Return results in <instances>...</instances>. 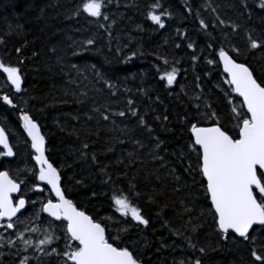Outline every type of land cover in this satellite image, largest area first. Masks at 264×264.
Masks as SVG:
<instances>
[{
	"label": "trees",
	"instance_id": "16d2710c",
	"mask_svg": "<svg viewBox=\"0 0 264 264\" xmlns=\"http://www.w3.org/2000/svg\"><path fill=\"white\" fill-rule=\"evenodd\" d=\"M81 3L0 0V51L20 70L23 111L40 127L66 198L141 264H254L264 225L247 240L219 233L189 145L193 123L236 135L232 108L245 112L218 63L221 48L264 86L261 0H104L100 17L77 14ZM149 11L167 13L164 27ZM173 68L169 85L161 76ZM121 192L147 225L116 211Z\"/></svg>",
	"mask_w": 264,
	"mask_h": 264
},
{
	"label": "snow or ice",
	"instance_id": "6c2138e0",
	"mask_svg": "<svg viewBox=\"0 0 264 264\" xmlns=\"http://www.w3.org/2000/svg\"><path fill=\"white\" fill-rule=\"evenodd\" d=\"M259 6L264 8V0H261ZM103 7L104 0H82L76 13L82 10L88 16L100 17L103 15ZM158 7L159 3L150 6L152 9ZM161 15L149 11L148 19L164 27ZM87 43L91 44L92 41L88 40ZM188 47L192 48L193 45L190 43ZM250 47L257 48V41L250 39ZM16 51L19 53L20 49ZM218 55L220 62L223 63L224 72L228 74V83L232 91L242 97L241 107L246 108V112H237L235 106L232 108L238 121L236 135H230L218 124L202 127L193 123L190 129L192 142L189 148L196 154L198 174L206 181V184L202 183V187L205 198L210 200L209 211L219 233L227 234L231 230L232 233L247 240L254 225H264V86L257 82L247 66L237 63L223 48L219 50ZM195 58L193 56V59ZM208 63L213 61L209 60ZM176 71L173 68L170 72L162 74L161 79L166 78L167 84L171 85L175 80ZM0 72L6 74L7 81L17 92L21 90L22 78L18 67L0 61ZM0 99L6 104H12L8 95H3ZM229 102L231 103V100ZM119 115L123 116L124 113L121 112ZM103 119L107 120L108 116L104 115ZM21 120L23 129L30 138V147L35 153L32 158L38 165V172L34 174L35 179L49 185L56 197L55 200L48 199L43 203L41 211L57 220L62 218V222H67L66 250L62 253L65 258L63 264H141V260L134 255L129 246H121L118 237L109 242L106 228L79 210L72 200L66 198L61 188L60 173L45 155V138L41 135L39 125L27 113L21 116ZM140 122L144 123L143 118ZM0 145L5 150L0 151V156H13V149L3 128H0ZM84 147L87 148V145ZM35 187L39 188L40 185L37 184ZM19 189L20 184L12 179L7 171H0V218H7L9 229L16 227L13 218L17 217V213L26 204L22 195L13 203L10 194L18 192ZM112 199L116 211L123 216L130 215L134 221L143 225L149 223L141 214L140 208L132 205L122 192L120 195H114ZM37 230L36 227L24 229L32 232ZM17 236L22 240L25 249L33 243L30 239H24V232H17ZM52 241L53 236L45 234L43 239L35 243V248L44 252L42 246L49 245ZM8 244L12 245L13 241L9 240ZM190 246L193 245L190 243ZM56 251L55 248L51 249V253ZM200 251L203 252L204 249L201 248ZM251 256L254 264H264V255H259L255 249L252 250ZM27 262L28 258L24 257L19 264ZM195 264H200L199 259Z\"/></svg>",
	"mask_w": 264,
	"mask_h": 264
},
{
	"label": "flooded vegetation",
	"instance_id": "af4514ba",
	"mask_svg": "<svg viewBox=\"0 0 264 264\" xmlns=\"http://www.w3.org/2000/svg\"><path fill=\"white\" fill-rule=\"evenodd\" d=\"M0 61L4 63L2 53L0 51ZM5 64V63H4ZM3 95H8L12 100V104H6L2 99H0V128L5 130L10 146L13 149V156L2 155L0 156V171H7L9 176L16 180L20 184V193L18 195H13V203L18 201L21 195L26 200V210L23 214L13 219L16 221V227L13 229L7 228L8 221H3L0 219V245L4 246L8 244L9 240L15 239L17 236V228L22 226L19 221L24 217L25 213L30 209V206L38 209V202L36 200V194L44 193L45 197L42 203L48 199H52L51 195L45 186V184L35 179V173L38 172V168L33 162L34 153L30 147V141L26 137L25 131L23 129V121L21 116L24 114L23 111V95L21 91L17 92L7 81L6 74L0 72V97ZM0 151H5L3 147L0 146ZM39 184L40 189H37L35 185ZM47 219V218H46ZM62 222V221H57ZM64 223V222H62ZM65 224V223H64ZM11 232L15 237L8 238L7 233ZM12 235V236H14ZM17 241H15L16 243ZM54 243L53 245H56ZM10 248L5 247L3 254L0 256L1 263L19 264L23 257L12 256L13 254H25L31 253L29 251L13 250L9 252ZM33 252V251H32ZM11 254V255H9ZM61 255H56L64 261V257ZM54 256V257H55ZM33 258H28V263L34 264ZM39 260V256H36V261ZM36 264V263H35ZM55 264V263H52Z\"/></svg>",
	"mask_w": 264,
	"mask_h": 264
},
{
	"label": "rangeland",
	"instance_id": "374dc122",
	"mask_svg": "<svg viewBox=\"0 0 264 264\" xmlns=\"http://www.w3.org/2000/svg\"><path fill=\"white\" fill-rule=\"evenodd\" d=\"M36 201L38 202V209L36 210V206L32 207L30 206V209L25 213L24 217L19 221L22 226L17 228V232H24V239H31L32 241L35 240L37 242L40 239H43L45 234H51L53 236V241L49 245L42 246L44 248V252H40L37 249L36 250H25L29 251V255H27V258H34L35 256H41V259L36 261L37 264H41V262L44 260L47 264L55 263V264H62V260L59 257L55 256V253H51V249L55 248L56 246L53 245L54 243L61 242V249L60 252L63 253V251L66 250V230H65V224L62 222H53L49 219H46L40 211L42 200L45 197L44 193L36 194ZM129 217H131L129 215ZM25 227L28 229H31L32 227H36L38 230L36 232L32 231H24ZM2 235V233H0ZM11 232L7 233V237H15L12 236ZM35 235V236H34ZM19 237H16L17 239ZM35 238V239H34ZM15 241H17L15 243ZM33 244V243H32ZM31 244V245H32ZM31 245H29L27 248H29ZM23 245L22 240L19 238L17 240H13L12 245H0V256L3 254V250L5 247L8 248H21ZM32 249H35V247H31ZM56 249V248H55ZM57 250V249H56ZM33 251V252H32ZM46 253H51L50 255H47ZM33 254V255H30ZM55 256V257H54Z\"/></svg>",
	"mask_w": 264,
	"mask_h": 264
},
{
	"label": "water",
	"instance_id": "95a60500",
	"mask_svg": "<svg viewBox=\"0 0 264 264\" xmlns=\"http://www.w3.org/2000/svg\"><path fill=\"white\" fill-rule=\"evenodd\" d=\"M217 60H218V63H219V65H220V67H221V70H222V72L224 73V75L227 77V80H229V77H228V74L227 73H225L224 72V68H223V63L222 62H220V60H219V55L217 54ZM236 61V60H235ZM237 63H241V62H238V61H236ZM242 64H244V63H242ZM245 65V64H244ZM245 66H247V65H245ZM248 67V66H247ZM249 68V67H248ZM250 70V69H249ZM251 71V70H250ZM253 74V73H252ZM254 76V75H253ZM255 78V77H254ZM258 82V81H257ZM10 83V82H9ZM231 86V85H230ZM14 88V87H13ZM232 88V87H231ZM233 92V91H232ZM233 94L234 95H236L241 101H242V97H239L238 96V94L237 93H235V92H233ZM245 109V111H246V108H244ZM213 124H210V125H199V126H202V127H209V126H212ZM40 132H41V130H40ZM190 133H191V131H190ZM25 134H26V137L29 139V141H30V138L27 136V133L25 132ZM41 135H43L42 133H41ZM192 136V135H191ZM30 144H31V141H30ZM1 147H3L2 145H0ZM45 150H46V141H45ZM33 151V150H32ZM34 152V151H33ZM35 154V153H34ZM46 155V154H45ZM33 162H34V164L36 165V167L38 168V165L36 164V162H35V160L33 159ZM50 162V161H49ZM205 181V180H204ZM41 183H43V184H45V186L47 187V189L49 190V192H50V194H51V196H52V198H53V200H55L56 199V197H55V194L51 191V187L49 186V185H46V183L45 182H42V181H40ZM205 184H206V181H205ZM37 189H40V187L39 188H37ZM20 193V189H19V191L18 192H16V193H11L10 195H11V197L13 196V195H18ZM25 199V198H24ZM26 201V200H25ZM209 202H210V200H209ZM42 208V207H41ZM25 209H26V204H25V207L23 208V209H21L20 210V212H18L17 213V217L20 215V214H22L24 211H25ZM79 209V208H78ZM80 210V209H79ZM82 211V210H81ZM42 212V211H41ZM42 214L45 216V217H47V218H49V219H51V220H53V221H57V219L55 218V217H51V216H49L47 213H43L42 212ZM88 215V214H87ZM16 217H14L13 219H15ZM1 220H3V221H8L7 220V218H0ZM61 220H62V218H61ZM66 225H67V222L65 221V229H66ZM103 226V225H102ZM254 226H262V225H259V224H256V225H254ZM253 226V227H254ZM252 229V228H251ZM251 229H250V231H251ZM229 232H231V230H229ZM232 233V232H231ZM236 237H238V238H242V237H239L238 236V234H235V233H233Z\"/></svg>",
	"mask_w": 264,
	"mask_h": 264
}]
</instances>
